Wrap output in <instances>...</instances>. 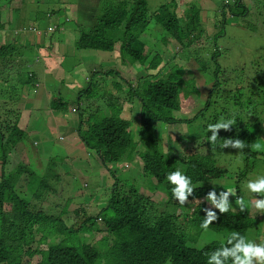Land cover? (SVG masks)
<instances>
[{
  "label": "trees",
  "instance_id": "16d2710c",
  "mask_svg": "<svg viewBox=\"0 0 264 264\" xmlns=\"http://www.w3.org/2000/svg\"><path fill=\"white\" fill-rule=\"evenodd\" d=\"M74 4L75 0L74 2L68 0L64 2L62 8L70 6L74 9ZM178 6V0H170L152 12L148 6V0H100L94 16L96 22L88 27V30L82 28L80 38L76 41L78 49L105 50L107 53L114 51L118 43L122 58L129 61L132 66L133 63L139 62L148 72L157 70L156 73H149L150 75L145 76L144 79H136V83L130 79L129 91L125 92L124 87L122 88L120 92L123 97L122 99L120 97L122 105L116 106V103H113L115 114L111 117L95 119L94 107L86 119L80 116L81 124L78 126L79 134L77 135L88 148L98 154L102 163L108 166L103 167L101 172L96 171L95 174L102 173L108 179L111 176L114 178L106 206L94 215L88 214L92 204H85L89 202L86 200L85 203L79 202L77 209H73L74 203H72L68 210L69 203L73 201L71 197L69 199L59 197L58 209L55 213L48 212L45 204L49 197L58 193L62 194L64 191L61 185L58 190L51 184L52 177L58 176L52 169L51 162L45 172L37 171L22 161L16 167L10 166V155L16 152L22 154L18 145H21L26 133L19 125L21 110L13 106L16 101L12 100L9 93L19 90L17 83L25 88L32 85V90L37 89L36 80L39 81L40 77L16 67L19 61L15 56L18 54L14 46L16 43L13 45L14 42L7 41L6 36L0 37V78L4 80L9 90L0 97L2 106L0 108V264H99V260L102 261L101 264H165L168 261L171 264H207L208 255L222 244H226L227 237L232 232H239L246 237L248 229L256 225L249 209L240 211L239 207L231 206L229 212L220 214L219 209L214 208L205 199L207 193L213 188L217 195L222 190L228 189V183L224 185L211 183L214 179L221 178H239L235 180L237 181L235 190L237 195L242 196L241 181L247 173L257 169H254L253 163L258 154L254 148L259 143L257 136L259 132L256 131L255 125L252 128L249 127L255 119L254 114L249 115L251 121L245 126L242 127L241 124L234 131L229 130L232 135H228L221 129L216 145L209 142L208 138L211 136L209 131H206V134L199 131L193 135L188 132L180 136V140H190L193 144H199L204 140V145L207 147L205 152L196 151L189 154L187 153L189 150L185 148L183 153L180 151L164 153L161 138L157 134V123L160 121L191 123V119L176 118L173 112L180 109L178 102L180 88L187 82H194L195 78H186L188 70L182 73L179 69L182 66L177 64L173 67L167 66L163 54L160 55L157 52L153 54L154 49L142 38L143 33L155 23L153 21L161 23L167 30V36L161 40L163 44L167 45L170 41L174 45L183 47L179 50L187 55L181 58L191 56L205 68L206 65L201 61L200 54L203 51L208 52L206 48L203 49L202 45L193 48L189 46L197 40L199 35L204 37L206 33L204 38L211 43L208 38L215 39L223 32V27L220 24L215 25L211 16L210 19L216 31L212 33V36L207 35L208 21L200 6L192 4L182 14L177 13ZM60 10L57 9L56 13ZM238 11L240 15H244L247 10L241 3ZM10 18L11 13L6 20L10 21ZM62 21L65 25L66 19L63 18ZM3 24L0 11V26ZM116 30L120 33L115 32ZM110 32L117 34V40L107 36ZM21 38L25 40L27 37ZM172 53L176 54V52ZM14 75L17 76L12 78ZM121 78L124 79V76ZM45 82L51 88L52 83ZM218 83L217 77L213 90ZM30 87L27 89L29 90ZM116 88L115 85V90ZM118 88L121 89V85ZM94 94L93 86L85 88L80 91L79 102L80 100H84V103L90 101ZM55 97L51 108L57 113L60 110L55 111V109L65 108L67 102L61 96ZM137 98L142 105L140 131L144 146V150L137 155L144 161L145 177L153 181L151 186L154 192L151 193L139 192L137 184L126 178L122 182V179L116 175L115 168L110 167L111 164L123 158L128 146H134L130 130L132 120L121 118L120 115L125 110V103ZM253 99L244 100L241 107L247 106L251 110L264 106V100L254 104ZM117 101H119L118 96ZM208 108L209 103L195 115L193 121H199L202 116H205ZM240 123L242 118H238V124ZM203 127L205 128V125ZM260 127L262 126H259V129ZM229 137L239 138L246 145L244 148L246 162H243L241 167L235 165L233 160L230 163L219 162L220 156L227 149L220 145ZM170 140L176 141L173 138ZM226 155L228 156V151ZM178 169L191 178L194 188L193 195L189 196L188 202L184 205L174 198L172 194L174 185L166 179L169 173ZM230 169H233V172ZM26 174L28 180L24 179L27 181L23 189L24 185L21 186L20 180ZM200 183L205 185L201 186ZM161 184L168 189L167 203L176 207L172 211H159L155 208L157 203L152 199L151 194L156 193ZM230 198H233V203L236 202L237 197L230 196ZM64 207L67 208L66 213L69 211V215L63 213ZM178 207L181 208V213L177 212ZM205 208H212L217 212L219 219L209 228L223 234L224 240L212 241L202 248H197V241L204 231L201 223L205 219ZM81 211L87 215H82L83 223L79 226L76 221L69 224L68 221H72V216L79 217ZM99 219L103 221L104 227L97 229V239L94 243L92 240H90L92 243H83L82 240L74 242L69 238V235L79 229L83 235H87L90 231L88 228ZM55 234L62 238L59 241L52 240ZM71 241L73 243H70ZM228 246L231 247V245ZM26 257L37 259L35 263H25ZM226 264H232L231 259Z\"/></svg>",
  "mask_w": 264,
  "mask_h": 264
},
{
  "label": "rangeland",
  "instance_id": "374dc122",
  "mask_svg": "<svg viewBox=\"0 0 264 264\" xmlns=\"http://www.w3.org/2000/svg\"><path fill=\"white\" fill-rule=\"evenodd\" d=\"M65 1L68 0H40L39 4L34 2L35 14L37 15L34 22L39 21V23L31 24L25 20L26 23L19 28L20 34L17 35L12 31V38H9V42H14L13 45L16 43L14 46L18 54H15V56L19 61L15 66L20 70L38 75L40 77L39 81L42 83V87H39L37 93H33L32 85L31 87L27 86L30 87L28 90L20 83H17L18 91L9 93L12 100L16 101L13 106L17 110H21L19 125L24 128L26 133L21 144L25 142L27 148L25 150L23 145H18L22 154L16 152L10 155V166L16 167L22 161L37 171L45 172L51 162L52 169L56 175L58 174L57 177H52L51 184L58 190H60L61 185L64 191L62 194L58 193L49 197L45 204L48 212L55 213L58 209L59 197L66 199L71 197L73 201L69 203L68 210L72 203H85L86 200L89 202L85 204H92L88 214L94 215L106 206L111 195L112 185L107 184L104 176L97 180L101 174H95L96 171L99 172L103 167L108 166L104 165L100 157L86 145L90 153L89 159L87 157L85 159H82L83 157L78 158L79 154L75 148L76 146L69 145V147H66V145L72 141L77 144L81 141L84 143L77 135L79 134L78 126L81 124L80 116L86 119L94 107L95 119L111 117L115 114L113 103H116V106L122 105L120 97L121 99L123 97L120 92L123 87L125 92L129 91L130 79H133V82L136 83V79H144L145 76L150 75L149 73H156L157 70L148 72L145 69L146 67L139 62L133 63L132 66L129 61L122 58L121 52L117 49L119 48L118 43H116L114 51L108 53L105 50L76 48L75 40L80 38L82 30L77 21V12L73 10V7L69 6L71 11L69 7L67 9L62 8ZM99 1L91 0L86 4L87 6L97 5ZM168 1L170 0H148V6L152 12H155L161 4ZM70 2H73V0H70ZM238 2H241L247 10L244 15H240L238 11L241 8V3ZM178 4L177 13L179 14L184 13L186 8L192 4H196L203 9L202 13L208 21L206 25L207 35L212 36V33L216 31V28L212 25L211 16L215 25L220 24L223 27V32L215 39L213 37L208 38L211 43L205 40L206 33L204 37L199 35L197 40L189 46V48H193L202 45L203 49L206 48L208 52L203 51L200 54L201 61L206 65L205 68L198 64L194 58H191L190 53L188 54L190 57L181 58L187 55L179 50L183 47L174 45L170 41L167 45L163 44L161 40L167 36V30L161 23L153 21L155 23L150 25L148 30L143 33L142 38L152 45L153 54L155 52L160 55L163 54L167 66L173 67L175 64L182 66L179 68L182 73L186 69L188 70L186 78H195L194 82H187L180 88L178 98L180 109L173 112L176 118L191 119L192 121H190L191 123L171 124L168 127V134H172L175 138L188 132L191 135L199 131L206 134L208 124H214L221 119L226 120L233 117L236 123L231 126L230 130L234 131L241 124L243 127L251 121L249 115L254 114L255 119L252 120L249 127L252 128L255 125L257 127L256 131L259 132L257 136L260 148H254V151L258 154L253 163L254 169H257L247 173L240 183V190L246 204H249L248 209L251 217L256 221V225L248 229L246 239L258 243L264 240V214L251 207L250 201L259 197L258 194L251 193L246 184L249 180L264 176V106L250 110L247 106L241 107V105L247 99L254 98L252 100L254 104L264 100V0H178ZM38 5L40 6L37 8ZM57 9H61L59 13H56ZM37 10L40 11V16H38ZM85 12L80 19V24L85 30H88V27L96 21L89 8ZM63 18L66 19L65 25L62 21ZM63 31L64 38L60 39ZM115 32L120 33L118 30ZM0 34V37H4L3 32L0 31ZM20 36L27 38L24 40ZM107 36L114 40L118 38L114 32L107 33ZM172 52H176V54ZM192 55L194 57V53ZM16 76L14 75L12 78ZM123 76L124 79L121 78ZM217 77L219 83L216 89L213 90V84L216 82ZM39 81L36 80V84ZM45 81L52 83L51 88L48 87ZM120 85L121 89L118 88ZM92 86L95 89V94L91 96L90 101L85 99L86 103H84V100L79 102L80 91ZM44 89L51 94L50 97H42L45 95ZM7 91H9L8 86L0 78V97ZM6 95L9 97L8 94ZM56 95L61 96L67 102L65 108L55 109V111L60 110L59 114L51 108V103ZM117 96L119 101H117ZM208 103L209 108L206 110L205 116H202L199 121H193L195 115L204 109ZM125 104V110L120 116L123 118L126 114V119L132 120L131 135L135 141L140 142L141 127L139 123L142 105L138 98ZM0 108H2L1 105ZM51 115L59 118L58 128L56 127L57 122ZM238 118H242V123L238 124ZM203 125H205V128ZM166 126L163 122L158 123L163 136ZM259 126L262 127L259 129ZM222 130L227 132L228 135H232L229 130ZM162 140V144L168 148L167 137L164 136ZM177 140L171 144L173 153L179 152L181 148L189 150L187 151L189 154L196 151L205 152L207 149L204 140L199 144L186 141L184 142V144H188L185 145L186 147L178 143L181 142L180 138ZM187 146L189 147L187 148ZM227 151L228 156L226 155ZM232 160L235 165L241 167L243 162H246L245 149L228 147L220 156L219 162L230 163ZM143 164L144 161L134 153L132 146H128L123 158L111 164L110 167L115 168V173L122 179V182L126 178L128 181L137 184L136 187L139 192L151 193L154 192L151 186L153 181L145 177ZM75 166H81L85 170L79 171ZM230 170L233 172V169ZM25 178L28 180L27 174L20 180L21 186L24 185L23 189H25V182L27 181L24 180ZM238 179H214L211 183L213 185L228 183L227 188L235 189V182H237L235 180ZM154 181L157 183L155 179ZM200 185L203 186L205 183H200ZM151 195L157 203L155 208L159 211H172L176 208L167 203L168 189L164 185L161 184L156 193ZM233 197L236 198L239 195L236 194ZM229 200L232 206L239 207L236 202L233 203V198L229 197ZM61 210L59 211L60 215ZM66 210L67 208L64 207L63 213L69 215V211L66 213ZM177 212L181 213V208L178 207ZM82 215L87 216L85 212L81 211L79 217L73 215L72 221H68V223L71 224L76 221L78 226L81 225L83 223ZM65 220H68V218H65ZM99 221L95 220L93 222V225L88 228L90 231L87 235H83L81 229H79L74 234L69 235V238L74 242L82 240L83 243H94L98 234L97 229L99 227L103 229L104 227L103 221ZM61 238L62 236L55 234L52 240L59 241ZM218 240L223 241L224 235L209 228L207 231L202 232L197 241V248H202L212 241ZM39 257L41 258V255ZM36 259L26 257L25 263H35ZM98 263L101 264L102 261L99 260ZM165 264H171V262L168 261Z\"/></svg>",
  "mask_w": 264,
  "mask_h": 264
},
{
  "label": "clouds",
  "instance_id": "9594fccd",
  "mask_svg": "<svg viewBox=\"0 0 264 264\" xmlns=\"http://www.w3.org/2000/svg\"><path fill=\"white\" fill-rule=\"evenodd\" d=\"M126 114H124V118ZM127 116V115H126ZM162 122V121H160ZM165 123L166 129L164 131V136L167 137V145L162 144L163 139V132L158 127L157 123V134L161 138V144L164 150V153L168 152L170 154L171 152V144L174 142L170 139L173 138L174 140L178 141L172 134H168V127H170L171 124H174L176 122H163ZM177 123H184V122H177ZM236 120L235 118L231 119H221L217 123L214 124H208L207 130L211 132V136L208 138L209 142L212 145H216L217 139L219 136V131L221 129L224 130H230L232 125H235ZM140 124V123H139ZM141 134V131H140ZM186 135V134H183ZM173 136V137H172ZM190 141L185 140L180 143L181 145H188L184 144V142ZM134 146L132 145V149L134 153L140 154L141 151L144 150V146L142 144V141H135ZM186 147V146H185ZM222 148H236V149H243L246 147L244 142L239 139H233V138H227L224 140V142L220 145ZM257 149L260 148V145L257 144L255 146ZM204 149V147H203ZM94 151V150H92ZM184 148H181L180 153H183ZM95 152V151H94ZM203 152V151H200ZM96 153V152H95ZM97 154V153H96ZM98 155V154H97ZM166 179L174 185L172 189V194L174 198L178 200V202L181 205H184L188 202L189 196L193 195L194 188L192 186L191 178L182 173L179 169L171 172L167 175ZM224 179V178H221ZM247 189L254 194H258L259 198H256L252 201H250L251 207L258 210L259 213L264 214V176H260L255 180H249L246 184ZM236 195V190L233 188H228L226 191H221L219 195H217V192L215 188L213 190L209 191L205 197L206 200L210 202V204L216 208L219 209L220 214H224L229 212L231 208V203L229 200V197ZM236 204L239 206L240 211L248 210L249 204H246L243 197H237ZM204 212L206 213L205 219L201 223V228L207 231L209 229V226L219 219V216L216 211H214L212 208H205ZM101 220V219H99ZM228 245H231L229 247ZM231 259L232 264H264V240H261L259 243L246 239L245 236H242L239 232H232L227 237V243L222 244L221 247L217 248L216 250L212 251L210 255H208V261L207 264H226V262Z\"/></svg>",
  "mask_w": 264,
  "mask_h": 264
},
{
  "label": "crops",
  "instance_id": "0c3cea01",
  "mask_svg": "<svg viewBox=\"0 0 264 264\" xmlns=\"http://www.w3.org/2000/svg\"><path fill=\"white\" fill-rule=\"evenodd\" d=\"M70 1V0H69ZM91 2V0H79V1H75L74 4V9L77 13V17H78V24L80 25V29H82L83 27L80 24V19L81 17H83L85 10L87 8H89V11L93 14V17L95 16L98 4H93L90 6H87V2ZM34 2H36L37 4L40 3V0H0V11L2 12V21H3V25L0 26V31L3 32L4 36L7 37V41H10L9 38H12V31L19 35L20 31L19 28L20 26H22L24 23H26L25 20H27L29 23L31 24H36L39 23V21L34 22L36 18V14H35V7H34ZM74 2V0H73ZM64 5V4H63ZM40 5L37 6V8ZM66 8V7H65ZM70 8V7H69ZM67 9V8H66ZM71 11V8H70ZM9 13H11V18L10 21H8V19L6 20V18H8ZM37 14L38 16H40V11L37 10ZM84 29V28H83ZM64 38V31L63 33L60 35V39ZM59 39V38H58ZM77 40V39H76ZM75 40V42H76ZM117 48V46H116ZM119 49V48H117ZM38 86L37 89H34L33 93H37L39 90V87H42V83L39 81L36 84ZM30 93V92H29ZM31 94V93H30ZM44 96L42 97H50V93L47 92L46 89H44ZM43 102V101H42ZM59 114V112H57ZM52 118L55 119L56 123V127L58 128V122H59V118H57L54 115H51ZM23 145V147L25 148V150L27 149L25 146V143H22L21 146ZM69 145H71L72 147H74V145L76 146V150L79 154L78 158L83 157L82 159H85V157H87V159H89V152L85 146V144L81 141L79 142V144H77L75 141L72 142H68V144L66 145V147H69ZM36 149V148H35ZM94 152V151H93ZM79 171L80 170H85L84 168H82L81 166H75ZM102 169L99 171L101 172ZM105 177L107 184L112 185L114 182V178L110 177V179H108V177L105 174H102L97 178V180H100L102 177ZM92 206V205H91ZM77 209L79 208V202L74 203L73 209ZM97 239V236H96Z\"/></svg>",
  "mask_w": 264,
  "mask_h": 264
}]
</instances>
